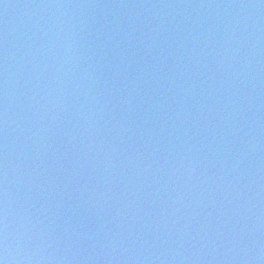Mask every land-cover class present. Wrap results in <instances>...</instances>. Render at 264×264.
I'll use <instances>...</instances> for the list:
<instances>
[{"label": "water", "instance_id": "95a60500", "mask_svg": "<svg viewBox=\"0 0 264 264\" xmlns=\"http://www.w3.org/2000/svg\"><path fill=\"white\" fill-rule=\"evenodd\" d=\"M264 264V0H0V259Z\"/></svg>", "mask_w": 264, "mask_h": 264}, {"label": "clouds", "instance_id": "9594fccd", "mask_svg": "<svg viewBox=\"0 0 264 264\" xmlns=\"http://www.w3.org/2000/svg\"><path fill=\"white\" fill-rule=\"evenodd\" d=\"M0 261H3V264H6V258L0 259Z\"/></svg>", "mask_w": 264, "mask_h": 264}, {"label": "snow or ice", "instance_id": "6c2138e0", "mask_svg": "<svg viewBox=\"0 0 264 264\" xmlns=\"http://www.w3.org/2000/svg\"><path fill=\"white\" fill-rule=\"evenodd\" d=\"M0 264H3V261H0Z\"/></svg>", "mask_w": 264, "mask_h": 264}]
</instances>
